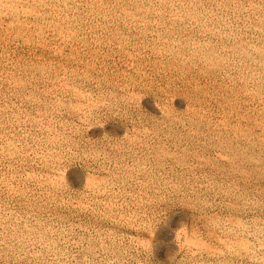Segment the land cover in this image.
Returning a JSON list of instances; mask_svg holds the SVG:
<instances>
[{
    "label": "rangeland",
    "instance_id": "1",
    "mask_svg": "<svg viewBox=\"0 0 264 264\" xmlns=\"http://www.w3.org/2000/svg\"><path fill=\"white\" fill-rule=\"evenodd\" d=\"M0 264H264V0H0Z\"/></svg>",
    "mask_w": 264,
    "mask_h": 264
}]
</instances>
